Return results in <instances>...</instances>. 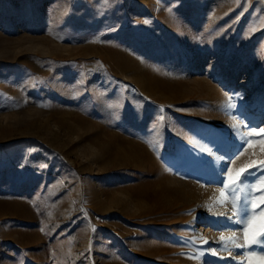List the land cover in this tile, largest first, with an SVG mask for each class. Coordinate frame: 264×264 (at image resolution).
I'll return each instance as SVG.
<instances>
[{
  "label": "rangeland",
  "instance_id": "374dc122",
  "mask_svg": "<svg viewBox=\"0 0 264 264\" xmlns=\"http://www.w3.org/2000/svg\"><path fill=\"white\" fill-rule=\"evenodd\" d=\"M263 8L0 0V264H248L209 187L264 159Z\"/></svg>",
  "mask_w": 264,
  "mask_h": 264
},
{
  "label": "snow or ice",
  "instance_id": "6c2138e0",
  "mask_svg": "<svg viewBox=\"0 0 264 264\" xmlns=\"http://www.w3.org/2000/svg\"><path fill=\"white\" fill-rule=\"evenodd\" d=\"M144 23H149V21L145 20ZM251 31H255V28ZM228 107L231 108L233 105L229 104ZM163 119L164 117L161 116L160 120ZM253 134L257 136L264 134V128H260L258 132L253 130L252 133H248L245 136V141L249 146H251L252 141L248 140L247 136ZM243 154L244 152H241L239 155ZM236 158L239 159V156ZM232 162L234 161H230V163ZM252 168H255L254 172L250 171ZM226 172L227 182L222 180L223 187L218 189L223 199L216 202L219 204H224L226 201L231 203L232 216L228 219L240 226V234L237 231H233L228 237L221 234L219 239L223 242L225 250H230L229 245L231 248L246 250L243 252V256L248 260V264H264V207H261V205H264V159L259 161L253 160L251 163L246 164L235 177L232 176L231 168H227ZM249 177H256L255 182L249 184L247 182ZM242 191H246L247 196L241 205V196L239 193ZM226 192L228 194L227 196L225 195ZM257 192L260 193L259 196L256 195ZM257 200L259 203H257ZM211 210V206H209V211ZM215 214L224 215L222 212ZM201 240L207 243V240L202 237ZM241 240H243L242 243ZM252 246H258L260 252L247 251ZM215 254V250H213V255ZM241 264H243V261H241Z\"/></svg>",
  "mask_w": 264,
  "mask_h": 264
},
{
  "label": "bare ground",
  "instance_id": "6f19581e",
  "mask_svg": "<svg viewBox=\"0 0 264 264\" xmlns=\"http://www.w3.org/2000/svg\"><path fill=\"white\" fill-rule=\"evenodd\" d=\"M259 2L264 6V0H259ZM264 9V8H263ZM252 78V77H251ZM237 136H239V138H241V134L237 133ZM239 141V140H238ZM221 158H219V160L217 161V163L214 164V168L210 170V176L213 179H221V175H220V168H221ZM213 165V164H212ZM210 191H216L218 192L217 188H213V187H209ZM223 199V198H222ZM224 213V215H217L219 220H225L226 224L228 226H230V229L225 231V234H223L225 237H228L229 235H231V233L233 231H237L235 228H237V224L233 223L232 221H230L228 218L232 216V206L229 205L227 203V201L224 204H220L219 207L214 211V213ZM216 215V214H215ZM239 233V231H237ZM242 243V242H241ZM221 249V252L225 253V258H231L232 256H236L238 254H241L242 249L239 248H231V246L229 245V249L230 250H225L224 246H223V242H221V246L219 247ZM243 258L240 259V257H237L234 259L232 264H236L239 261H242Z\"/></svg>",
  "mask_w": 264,
  "mask_h": 264
}]
</instances>
